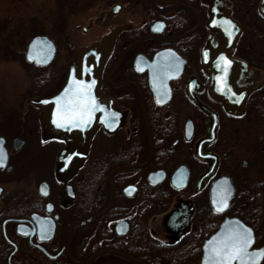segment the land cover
Wrapping results in <instances>:
<instances>
[{
    "label": "flooded vegetation",
    "instance_id": "flooded-vegetation-1",
    "mask_svg": "<svg viewBox=\"0 0 264 264\" xmlns=\"http://www.w3.org/2000/svg\"><path fill=\"white\" fill-rule=\"evenodd\" d=\"M41 9V66L0 62V264H203L233 219L264 248V0Z\"/></svg>",
    "mask_w": 264,
    "mask_h": 264
},
{
    "label": "water",
    "instance_id": "water-1",
    "mask_svg": "<svg viewBox=\"0 0 264 264\" xmlns=\"http://www.w3.org/2000/svg\"><path fill=\"white\" fill-rule=\"evenodd\" d=\"M42 45L51 47L54 44L47 37H35L30 42L27 50V60L29 62L41 66ZM53 51L50 52V59ZM86 55L87 52L84 55V58L87 59ZM89 62L90 60L87 61L88 64ZM99 62H97V66ZM81 74L83 76H91L92 74L97 76L98 70L89 73L85 68V71L83 69ZM69 84H71L70 79L68 86ZM86 84V81L77 80V90L80 91L81 86ZM212 197L214 198V196ZM254 245L255 235L253 230L245 226L239 219L230 220L223 224L221 230L206 243L203 264H261L264 260V248L251 251Z\"/></svg>",
    "mask_w": 264,
    "mask_h": 264
},
{
    "label": "rangeland",
    "instance_id": "rangeland-1",
    "mask_svg": "<svg viewBox=\"0 0 264 264\" xmlns=\"http://www.w3.org/2000/svg\"><path fill=\"white\" fill-rule=\"evenodd\" d=\"M41 11V0H0V19L5 21L10 19L12 21V25L23 21L24 24L28 25V27L35 26L38 28L44 22V26L42 27L43 30L46 28L48 29L50 26L49 21L48 19H43L41 16ZM29 40L26 41L25 45ZM14 65L16 64L14 63L12 66ZM12 71L13 70L11 69L10 64H0V81L2 78L8 75L9 72L12 73ZM15 71L18 73L17 68ZM21 74L22 72L19 70L18 76H21Z\"/></svg>",
    "mask_w": 264,
    "mask_h": 264
},
{
    "label": "trees",
    "instance_id": "trees-1",
    "mask_svg": "<svg viewBox=\"0 0 264 264\" xmlns=\"http://www.w3.org/2000/svg\"><path fill=\"white\" fill-rule=\"evenodd\" d=\"M59 21L60 19H58V22ZM11 22L12 21L10 19H7V21L0 19V62L19 61L20 54L10 48L11 45H23L32 37L41 35V26L38 28L35 26L28 27L27 24L23 23V21L12 25ZM246 220L250 222V219L246 218ZM254 227L257 232L258 242L261 244L262 236L264 235V228L255 225Z\"/></svg>",
    "mask_w": 264,
    "mask_h": 264
}]
</instances>
